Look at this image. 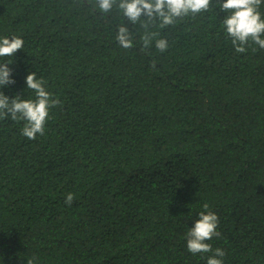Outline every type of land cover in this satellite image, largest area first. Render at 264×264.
Masks as SVG:
<instances>
[{"label": "trees", "instance_id": "1", "mask_svg": "<svg viewBox=\"0 0 264 264\" xmlns=\"http://www.w3.org/2000/svg\"><path fill=\"white\" fill-rule=\"evenodd\" d=\"M225 15L212 0L150 25L160 52L115 6L0 0V37L24 41L0 58L15 80L0 91L35 99V72L60 101L35 140L0 119V264H206L186 248L202 211L219 218L206 242L223 264H264V49L236 53Z\"/></svg>", "mask_w": 264, "mask_h": 264}, {"label": "clouds", "instance_id": "2", "mask_svg": "<svg viewBox=\"0 0 264 264\" xmlns=\"http://www.w3.org/2000/svg\"><path fill=\"white\" fill-rule=\"evenodd\" d=\"M90 6L98 8L100 13H109L115 6L123 16L131 23H140L145 29L141 36L142 46L147 49L155 40V47L160 52L167 50L168 43L164 38L156 39L158 32H150V25L159 22L163 28L175 25L179 20L187 16L210 10L212 0H87ZM264 0H217L220 12L226 13L222 19V26L226 36L231 38V43L236 53L246 52L250 42L264 49V16L261 15L260 6ZM143 18V19H142ZM116 41L125 48H131L132 35L125 25L117 29ZM24 41L17 36L0 37V58L13 57L17 50L23 49ZM12 61L0 62V88L12 85L15 80L11 78L12 69L8 67ZM26 88L35 93V99H22L21 95H14L11 99L0 91V119L11 118L13 121H23L21 134L29 140H35L37 135H43L45 124L51 108L57 106L60 101L46 89V81L37 78L35 72H30L25 77ZM74 197L68 193L65 204L71 206ZM203 208L208 209L204 204ZM218 216L212 211H202L193 221L192 227L186 233V248L193 255L211 253L207 257L206 264H223L225 252L220 248H212L206 241L221 234L217 231ZM26 264H35L34 258L26 261Z\"/></svg>", "mask_w": 264, "mask_h": 264}]
</instances>
